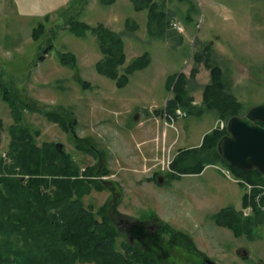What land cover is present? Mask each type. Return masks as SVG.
<instances>
[{"label":"rangeland","instance_id":"rangeland-1","mask_svg":"<svg viewBox=\"0 0 264 264\" xmlns=\"http://www.w3.org/2000/svg\"><path fill=\"white\" fill-rule=\"evenodd\" d=\"M84 1L0 0V81L21 102L66 109L76 118L70 123L77 137L43 112L26 109L25 121L41 131L38 143L63 142L80 173H95L106 185L84 196L86 206L107 207L118 227L123 218L160 224L156 238L169 249L170 261L207 264L208 256L217 264H264V201L258 196L256 207H244L246 189L216 165L179 178L170 167L180 148L200 146L206 133L227 121L205 102V85L211 82L207 61L223 70V90L241 102L239 115L264 102V0H155L170 19L163 37L151 35L148 10H136L131 0H87L86 6ZM72 16L119 31L127 61L148 52L151 63L132 73L125 87H117L97 71L102 56L97 36L91 30L83 36L73 33ZM42 21L46 28L35 40L33 28ZM62 52H73L77 65L64 64ZM179 73L188 77L189 102L166 117L167 101L175 95L170 76ZM1 94L0 154L9 162L8 128L14 117ZM88 145L94 150L84 149ZM259 187L264 194V184ZM226 206L243 211L241 236L216 223L215 213ZM165 223L175 231L166 233ZM120 231L119 242L131 238Z\"/></svg>","mask_w":264,"mask_h":264},{"label":"trees","instance_id":"trees-1","mask_svg":"<svg viewBox=\"0 0 264 264\" xmlns=\"http://www.w3.org/2000/svg\"><path fill=\"white\" fill-rule=\"evenodd\" d=\"M101 1L110 3L113 0ZM131 1L136 10H148L147 28L151 35L163 37L170 19L160 3L155 0ZM87 4L86 0L84 6ZM69 24V29L79 36L86 35L89 30L97 36L102 53L96 62L97 71L114 80L119 88L129 83L132 73L151 63L148 52L127 61L122 33L102 22L92 25L72 16ZM45 28L44 21L35 26L33 38L40 39ZM60 58L66 65H77L73 52H62ZM207 65L211 69V82L204 89L207 106L218 109L225 120L239 115L241 102L223 90V70L210 61H207ZM195 71L196 68L193 74ZM170 77L175 95L168 99L164 111L171 114L179 104L187 105L189 98L186 97L187 75L179 73ZM0 92L9 103L14 117V123L8 128L9 162L0 154V264H176L169 260L170 252L163 240L155 242L159 241L157 235H152L153 246L147 243L150 232H147V225L141 220L136 221L143 231L141 239L134 237L132 241L131 236L119 242L120 228L109 215L107 207L95 210L84 203V196L106 185L93 176L95 173L81 174L71 154L60 151L55 142L39 144L37 136L41 131L28 124L24 116L26 109L38 110L67 130L70 122H76L74 116L70 117L73 115L71 111L44 110L21 102L18 94H14L2 81ZM258 122L264 125V122ZM4 128L5 123L0 116V150ZM227 133V127H216L204 135L200 146L180 148L170 163L172 176L179 178L183 174L201 173L208 164L223 163L241 179L246 189L244 207H256L258 196L264 201L262 188L259 187L264 184V173L257 168H239L221 156L217 146ZM77 145L83 148L79 143ZM84 149L94 150L89 145ZM191 158H195L194 164L188 160ZM247 185H251L250 191H247ZM242 215L243 211L235 206H226L215 213L214 219L216 223L233 229L236 236H241L245 229L242 227ZM165 226L166 233L175 231L169 223H165ZM252 228L247 230L251 236Z\"/></svg>","mask_w":264,"mask_h":264},{"label":"water","instance_id":"water-1","mask_svg":"<svg viewBox=\"0 0 264 264\" xmlns=\"http://www.w3.org/2000/svg\"><path fill=\"white\" fill-rule=\"evenodd\" d=\"M258 121L264 122V102L253 106L244 115L230 117L228 133L220 139L217 148L231 164L245 170L257 168L264 173V125ZM56 147L65 151L61 141L56 142ZM159 181L163 182V177ZM206 261L207 264H217L208 256Z\"/></svg>","mask_w":264,"mask_h":264},{"label":"flooded vegetation","instance_id":"flooded-vegetation-1","mask_svg":"<svg viewBox=\"0 0 264 264\" xmlns=\"http://www.w3.org/2000/svg\"><path fill=\"white\" fill-rule=\"evenodd\" d=\"M72 123H69V125H71ZM139 222H136L134 220H129L128 218H123L119 221V226L122 227L127 235L128 233L130 234V237L132 236V241H134V237H137L138 239H141L140 234L141 232H143L141 229H139ZM147 225V229H150L152 231H150L152 233V235H158L160 234V229H161V225H155V224H146ZM119 227V228H120ZM136 235V236H134ZM159 237V236H158ZM159 240V239H157Z\"/></svg>","mask_w":264,"mask_h":264},{"label":"crops","instance_id":"crops-1","mask_svg":"<svg viewBox=\"0 0 264 264\" xmlns=\"http://www.w3.org/2000/svg\"><path fill=\"white\" fill-rule=\"evenodd\" d=\"M202 140H203V137L200 139V141H199L196 145H200L201 142H202ZM192 146H194V145H192ZM189 147H190V146H189ZM207 166H209V165H207ZM207 166H206V167H207ZM206 167H205V168H206ZM204 170H205V169H204ZM204 170H203V171H204ZM203 171H202V172H203ZM202 172H201V173H202Z\"/></svg>","mask_w":264,"mask_h":264},{"label":"built area","instance_id":"built-area-1","mask_svg":"<svg viewBox=\"0 0 264 264\" xmlns=\"http://www.w3.org/2000/svg\"><path fill=\"white\" fill-rule=\"evenodd\" d=\"M225 126V123L223 122L222 123V127H224ZM225 172H227V174L230 176V172H229V170H224Z\"/></svg>","mask_w":264,"mask_h":264}]
</instances>
